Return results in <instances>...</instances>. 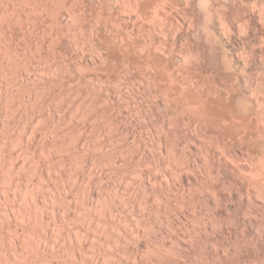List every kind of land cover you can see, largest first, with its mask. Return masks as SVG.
Listing matches in <instances>:
<instances>
[{
	"label": "rangeland",
	"instance_id": "1",
	"mask_svg": "<svg viewBox=\"0 0 264 264\" xmlns=\"http://www.w3.org/2000/svg\"><path fill=\"white\" fill-rule=\"evenodd\" d=\"M0 264H264V0H0Z\"/></svg>",
	"mask_w": 264,
	"mask_h": 264
}]
</instances>
